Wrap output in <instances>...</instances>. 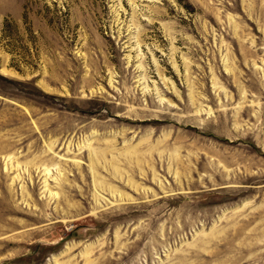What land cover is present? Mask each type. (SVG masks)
<instances>
[{
	"label": "rangeland",
	"instance_id": "374dc122",
	"mask_svg": "<svg viewBox=\"0 0 264 264\" xmlns=\"http://www.w3.org/2000/svg\"><path fill=\"white\" fill-rule=\"evenodd\" d=\"M0 264H264V0H0Z\"/></svg>",
	"mask_w": 264,
	"mask_h": 264
}]
</instances>
